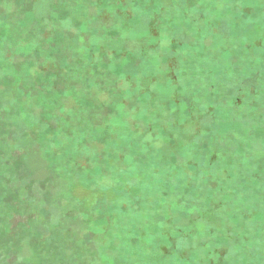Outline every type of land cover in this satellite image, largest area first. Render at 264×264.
Here are the masks:
<instances>
[{"label": "rangeland", "instance_id": "obj_1", "mask_svg": "<svg viewBox=\"0 0 264 264\" xmlns=\"http://www.w3.org/2000/svg\"><path fill=\"white\" fill-rule=\"evenodd\" d=\"M4 6L15 11H0L13 22L0 41V264H58L46 259L51 247L65 264H156L162 254L163 264H192V255L200 264L218 225L182 205L202 198L192 184L205 174L189 166L191 145L213 119L202 104L214 95L191 77L203 61L233 59L236 43L251 76L242 142L263 201L247 222L223 225L230 239L241 232L256 241L252 262L264 264V0ZM196 91L189 105L202 102L184 115L182 100Z\"/></svg>", "mask_w": 264, "mask_h": 264}, {"label": "trees", "instance_id": "obj_2", "mask_svg": "<svg viewBox=\"0 0 264 264\" xmlns=\"http://www.w3.org/2000/svg\"><path fill=\"white\" fill-rule=\"evenodd\" d=\"M14 8L13 6L9 8L4 6L0 7V11L4 12L3 15H9L11 11H15ZM10 26H13L10 17L0 18V41L3 40V38L1 39L2 36L7 35L8 37V32L12 29ZM240 45L235 44L233 48L235 57L233 59L231 58L226 63L219 65L217 63L219 61L213 58L210 61H213L215 66L210 64L211 62L207 65L206 61H203L201 68L197 67L191 77L198 82L202 80L206 81L208 90L212 91L214 95V98L211 96L205 97V104H202L204 108L212 110L208 114L212 115L213 119L209 122L206 121L207 123H203L204 133L201 135L202 138L191 145L192 150L195 148V159L189 166L194 171L204 172L205 174L201 184H192L193 188L197 190L202 198L198 204L187 201L182 205L185 212L187 211L189 214H192L194 211L198 212V215L204 216L210 222L218 225V227L212 229V240L214 238V243L207 242L209 255L203 261H200V264H254L251 253L252 245L256 241H253L247 234L241 232L234 233L233 238L230 239L223 225L229 219L232 220V217L237 218L243 223L247 222L255 210L253 206L259 209L258 213L262 211V208L258 207L262 205L263 201L255 200V194L259 193L260 190L258 189V192L256 191L255 193V189H257L255 186L258 183L256 176L248 168L250 167V162H252L250 148H246V145L250 141V135L243 127L238 115L242 112H244L243 114L247 112V108L250 106L252 100L249 92L251 76L248 71L246 51L243 49L234 52L236 46L239 48ZM245 45L247 44H243L242 46L245 48ZM190 60L193 61L194 57H191ZM4 80L5 82H2V84L5 87L6 82L11 83L8 77L3 78ZM18 87L20 90H24V85L21 86L19 84ZM199 91L203 93L202 97H204L205 92L203 90ZM193 97H197V91L192 95L191 100H182L183 106H181L184 115L191 113L202 102L199 101L194 106L189 105ZM0 105H5L3 98H0ZM208 114L205 112V116L209 118ZM232 141H237L238 143L237 149L234 151H231L229 148ZM212 156L214 158L211 161ZM211 179H214L216 184H210ZM261 190H263V187H261ZM261 194L264 195V191ZM216 197L217 200H215ZM210 205L214 206L213 209L212 207L209 208ZM5 225L7 224L1 225L0 232L1 229L4 230ZM136 239H139V237L134 238L133 242ZM157 240H160V236ZM225 245H231L232 247L229 251L223 253L222 247ZM50 249H47L46 252L47 261L53 256L52 261H55V263L59 262L58 264H65L64 261L67 258H65L64 252L61 251L59 253L57 251V253L56 250L53 252ZM57 257L60 260L54 259ZM79 257H81V254H79ZM157 259L158 262L156 264H163L166 256L162 254ZM81 262L87 264L86 260H81ZM106 262L102 264H107ZM189 262L197 264L196 256L192 255Z\"/></svg>", "mask_w": 264, "mask_h": 264}]
</instances>
